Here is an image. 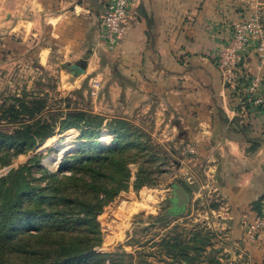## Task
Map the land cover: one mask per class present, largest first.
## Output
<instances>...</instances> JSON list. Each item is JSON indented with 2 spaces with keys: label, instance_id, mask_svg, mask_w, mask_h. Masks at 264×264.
I'll use <instances>...</instances> for the list:
<instances>
[{
  "label": "crops",
  "instance_id": "0c3cea01",
  "mask_svg": "<svg viewBox=\"0 0 264 264\" xmlns=\"http://www.w3.org/2000/svg\"><path fill=\"white\" fill-rule=\"evenodd\" d=\"M106 1L0 0L3 47L57 91L83 93L89 77L109 78L108 99L101 96L104 86L98 98L91 97L93 111L107 118L115 117L104 112L113 108L110 95L119 94L115 105L121 103L129 115L142 111L144 122L164 112L176 128L173 121L179 120L190 140L210 141L199 149L218 159V188L228 210L223 227L229 229L227 243L238 248L239 219L264 194V107L250 100L245 88L260 68L256 53L244 49L237 85L226 87L214 55L235 24L255 12L264 22V0H131L114 48L102 36ZM183 78L189 81L179 85ZM258 95L264 96V79ZM104 133L111 144L114 134L106 127L100 129ZM251 242L245 250L255 258L260 244Z\"/></svg>",
  "mask_w": 264,
  "mask_h": 264
},
{
  "label": "rangeland",
  "instance_id": "374dc122",
  "mask_svg": "<svg viewBox=\"0 0 264 264\" xmlns=\"http://www.w3.org/2000/svg\"><path fill=\"white\" fill-rule=\"evenodd\" d=\"M2 41L3 39H0V114L3 107H7L15 98L44 100L45 109L41 118L51 124L53 134L47 136L35 148L10 150L5 155L0 154V175L5 167L17 168L31 159L40 162V166L34 167L37 174L43 171L56 172L63 159L86 142L82 138L84 124L70 123L65 114L77 108L95 110V102L89 94L90 79L98 77L102 81L105 94L102 92L101 96L106 101L109 88L105 82L109 78L102 75L89 77L88 91L83 92L84 99H79L74 96L73 91H57V87L51 85L49 80L38 79L37 73L30 70L25 63L16 62L10 56ZM186 81L189 80H179V85ZM224 83L226 87L237 85L226 80ZM45 85L49 86L48 90ZM110 96L115 98L112 101L113 108L104 112L112 116H130L134 124L140 125L150 134L149 144L152 149L147 151V157L130 165L133 174L129 189L118 195L110 203L108 210L98 217L101 233L84 237L86 241L90 239L92 244L97 243L103 252L99 256L94 255L90 263L85 264H184L185 261L181 262L172 255L184 248H187L190 254L191 264H264V229L259 231L257 242L250 240L247 230L264 208V194L252 204L251 211L246 210L245 215L239 219L238 225L241 226L243 239L241 244L235 245L240 249H232L227 243L232 242L228 234L229 229L223 227V216H228V210L225 209L218 188V159H209L202 152V148L199 149L201 144L209 145L210 141L191 139L182 147L184 140L175 142L179 131L165 117L164 112L156 116L148 115L143 122L142 111L137 116L129 115L121 103L115 105L120 101L119 94ZM96 110H101V107L98 106ZM9 129L12 132L15 127L9 125ZM204 134L210 135L207 132ZM106 136L108 135L105 133L100 135V142L103 144L111 141L110 137ZM169 142H173V145L167 149H176V154L165 160L154 158L146 162L148 155L155 152L157 156L163 154V149L159 148L158 144ZM138 170H142V181H150L152 185H144L139 189L135 187ZM149 171L151 173H148ZM174 186L182 187L190 196L189 202L179 214L171 212L170 207ZM199 187L200 192L197 190ZM162 216H165L164 219L159 221L157 217ZM175 240L180 246H177ZM246 241L260 244L257 257H248L245 250Z\"/></svg>",
  "mask_w": 264,
  "mask_h": 264
},
{
  "label": "trees",
  "instance_id": "16d2710c",
  "mask_svg": "<svg viewBox=\"0 0 264 264\" xmlns=\"http://www.w3.org/2000/svg\"><path fill=\"white\" fill-rule=\"evenodd\" d=\"M74 96L81 99L83 93L75 91ZM44 109V100L22 98L12 99L3 107L0 154L35 148L53 134L51 124L41 118ZM65 117L70 123L84 124L82 138L86 142L63 159L58 171L37 174L34 167L40 162L31 159L0 177V264H85L94 255L103 254L97 243L84 237L101 233L98 217L129 189L133 174L130 165L147 157L152 149L150 134L130 118H107L90 108L70 110ZM173 122L179 130L175 142L184 140L183 147L190 141L188 133L179 120ZM9 125L15 130L11 132ZM103 127L114 134L111 144L98 140ZM171 145L173 142L158 144L163 154L148 155L146 162L176 154V149H167ZM141 172L136 173L137 189L152 185L142 181ZM181 211L171 208L175 214ZM172 255L181 262H192L187 248Z\"/></svg>",
  "mask_w": 264,
  "mask_h": 264
},
{
  "label": "built area",
  "instance_id": "2783aa9c",
  "mask_svg": "<svg viewBox=\"0 0 264 264\" xmlns=\"http://www.w3.org/2000/svg\"><path fill=\"white\" fill-rule=\"evenodd\" d=\"M131 0H107L102 19V36L110 48L118 44L124 32V20L129 14L128 5ZM244 49L255 52L258 57L260 71L248 77L245 88L250 100L264 107V96L258 95L261 80L264 79V22L260 12H255L244 22L233 26L232 34L224 47L214 55V61L227 82L237 83L235 79L239 72L241 53ZM102 89V81L98 77L90 79L89 94L98 98ZM12 168L3 169L1 176ZM108 213V212H107ZM264 229V208L256 221L248 226L250 240H256L260 230Z\"/></svg>",
  "mask_w": 264,
  "mask_h": 264
},
{
  "label": "water",
  "instance_id": "95a60500",
  "mask_svg": "<svg viewBox=\"0 0 264 264\" xmlns=\"http://www.w3.org/2000/svg\"><path fill=\"white\" fill-rule=\"evenodd\" d=\"M190 196L189 194L180 186L173 187V195H172V205L183 209L187 203L189 202ZM186 264V262H184Z\"/></svg>",
  "mask_w": 264,
  "mask_h": 264
},
{
  "label": "flooded vegetation",
  "instance_id": "af4514ba",
  "mask_svg": "<svg viewBox=\"0 0 264 264\" xmlns=\"http://www.w3.org/2000/svg\"><path fill=\"white\" fill-rule=\"evenodd\" d=\"M170 202H171L170 207H171V208H172V207H175V206L172 205V200H171Z\"/></svg>",
  "mask_w": 264,
  "mask_h": 264
}]
</instances>
